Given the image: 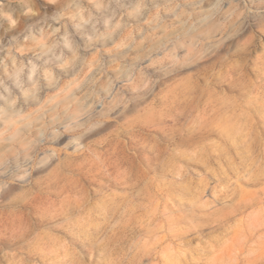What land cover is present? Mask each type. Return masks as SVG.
I'll return each instance as SVG.
<instances>
[{"label":"rangeland","instance_id":"1","mask_svg":"<svg viewBox=\"0 0 264 264\" xmlns=\"http://www.w3.org/2000/svg\"><path fill=\"white\" fill-rule=\"evenodd\" d=\"M0 2L22 44L66 0ZM75 3L0 89V264H264V0Z\"/></svg>","mask_w":264,"mask_h":264},{"label":"clouds","instance_id":"2","mask_svg":"<svg viewBox=\"0 0 264 264\" xmlns=\"http://www.w3.org/2000/svg\"><path fill=\"white\" fill-rule=\"evenodd\" d=\"M51 3H59L61 0H50ZM64 10L58 16L52 17H41L36 24L31 25L28 30V35L25 37L24 43L13 42L5 44L3 37H0V89L4 93L9 92L8 82L10 81L15 87L25 90L26 85L30 86L33 90L39 91L40 84L39 80L42 74L46 75V72L42 73L41 66L34 62L33 59H29L28 53H35L36 49L45 50L51 53L53 48L56 47L55 43H52L59 28H52L48 25V21L51 20L54 23H60L62 20H75L77 18L83 19L84 9L78 7L75 0H66L63 4ZM5 5L0 2V16H3L9 22L12 28H15L18 24V19L13 16L9 11L4 10ZM31 15H38L31 9L28 13ZM42 25H48L43 27ZM95 27V25H93ZM65 45L70 47L68 44L69 36L67 33L62 37ZM60 59V57H56Z\"/></svg>","mask_w":264,"mask_h":264},{"label":"bare ground","instance_id":"3","mask_svg":"<svg viewBox=\"0 0 264 264\" xmlns=\"http://www.w3.org/2000/svg\"><path fill=\"white\" fill-rule=\"evenodd\" d=\"M111 124L109 123V122H104V123H101L96 129H93V128H91V129H93V130H91L90 132H87V133H85L84 134V136H83V138H78L77 140H76V142H75V149H77L78 147H80L81 145H85L86 144V142H87V140L91 137V136H93V135H95L96 133L98 134V133H100V132H102V131H104V130H106L109 126H110ZM94 151L96 152V150L94 149ZM52 162L53 161H50V162H46L45 164H43V170L44 169H46L47 167H49L51 164H52ZM110 163H111V161H110ZM106 164H107V162H106ZM106 164H105V166H106ZM112 164V163H111ZM113 165H114V163H113ZM107 169H109V168H107ZM104 170V169H103ZM42 171V170H41ZM102 173V172H101Z\"/></svg>","mask_w":264,"mask_h":264}]
</instances>
